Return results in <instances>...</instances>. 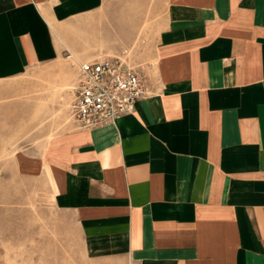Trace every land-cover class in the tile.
Returning <instances> with one entry per match:
<instances>
[{"label":"crops","instance_id":"crops-1","mask_svg":"<svg viewBox=\"0 0 264 264\" xmlns=\"http://www.w3.org/2000/svg\"><path fill=\"white\" fill-rule=\"evenodd\" d=\"M125 49L149 96L22 152L20 172L46 182L90 259L264 264V0H0V99L33 66L80 73Z\"/></svg>","mask_w":264,"mask_h":264},{"label":"rangeland","instance_id":"rangeland-1","mask_svg":"<svg viewBox=\"0 0 264 264\" xmlns=\"http://www.w3.org/2000/svg\"><path fill=\"white\" fill-rule=\"evenodd\" d=\"M78 82L79 67L60 59L1 85L12 94L0 99V264H108L86 256L71 214L56 210L46 182L17 165L22 152H39L76 125Z\"/></svg>","mask_w":264,"mask_h":264},{"label":"built area","instance_id":"built-area-1","mask_svg":"<svg viewBox=\"0 0 264 264\" xmlns=\"http://www.w3.org/2000/svg\"><path fill=\"white\" fill-rule=\"evenodd\" d=\"M145 65L135 62L132 51L82 62L72 114L83 128L114 123L135 111L136 103L149 96Z\"/></svg>","mask_w":264,"mask_h":264}]
</instances>
